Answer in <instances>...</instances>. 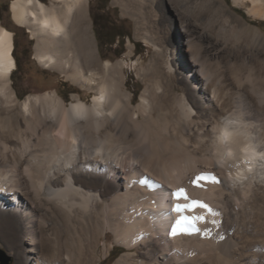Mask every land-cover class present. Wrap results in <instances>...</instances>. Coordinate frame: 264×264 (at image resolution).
Segmentation results:
<instances>
[{"label":"bare ground","instance_id":"6f19581e","mask_svg":"<svg viewBox=\"0 0 264 264\" xmlns=\"http://www.w3.org/2000/svg\"><path fill=\"white\" fill-rule=\"evenodd\" d=\"M190 2L217 4L207 20L234 41L223 67L235 85L221 62L202 56L189 23L188 55L175 68L184 93L171 97V72L168 87L157 80L137 104L118 76L122 62H100L86 0L12 2L17 24L37 38L38 60L95 93L92 102L75 93L67 103L54 90L19 104L10 82L15 33L0 24L1 119L11 137L0 140V236L24 251L22 264H94L108 231L133 251L115 264L264 262V37L218 0ZM250 2L249 14L264 18V0ZM175 40L176 54L183 40ZM223 44H212L216 60ZM202 173L220 182L194 185ZM181 189L187 199L173 195ZM193 201L213 212L192 209ZM177 204L190 207L177 213ZM182 216L193 223L176 225ZM173 228L191 234L173 236Z\"/></svg>","mask_w":264,"mask_h":264},{"label":"rangeland","instance_id":"374dc122","mask_svg":"<svg viewBox=\"0 0 264 264\" xmlns=\"http://www.w3.org/2000/svg\"><path fill=\"white\" fill-rule=\"evenodd\" d=\"M13 1L0 0V24L15 33L14 43L17 46L15 54L19 58L20 68L15 69L10 75V82L17 92L18 103L23 105L24 99L29 95L44 94L54 90H57L67 103L75 93L82 94L88 102H92L94 92H88V89L68 78L65 72L56 67L44 65L38 60L35 48L37 38L27 27L20 26L15 21L12 13ZM42 1L48 4L51 2V0ZM190 1L193 0H135L130 4L127 0H86V20L95 36L100 62L101 64L106 60L122 62L118 76L125 81L126 87L134 97L135 104L140 101L145 88H152L157 80L161 85L168 87L167 83L170 79L168 75L171 72L177 78L176 81L174 79L176 89L171 97L181 96L184 93L186 86L180 81L183 73L175 68L179 66V61L183 60L182 55H188L185 29L189 23L192 30H195L194 37L198 46L200 45L202 56L209 57L215 66H217L216 62H221L227 85L231 87L235 85L232 78L233 72L223 67L225 62L234 57V41L224 39V35L220 33L219 24L209 25L207 20L217 4L205 10L206 8L201 5L195 3L192 5ZM218 1L251 29H258L264 37V18L249 14L248 9L252 6L250 0L247 5L235 3L233 0ZM116 32L126 34L125 38L117 37L114 44L107 42ZM174 36L183 40L180 53L176 54L173 51L178 49V42ZM217 40L225 43L219 52L220 60H216V56L214 58L212 55L217 50L212 44ZM118 53L121 54L117 55ZM262 57H264V51ZM156 76L166 78L160 80ZM2 107H0V140H11L2 125L1 118L5 115ZM0 247L13 256V264H22L24 251L13 250L11 244L4 241L1 236ZM106 247L108 251L105 250ZM129 250L124 245L116 244L114 233L108 231L99 238L94 264H115L117 259ZM44 252L49 256L50 252ZM234 257L232 261L237 262ZM235 258L239 259L237 255ZM135 259L140 262L142 257L135 252ZM260 260L258 264H264ZM34 262L35 258L34 260L32 258L31 264Z\"/></svg>","mask_w":264,"mask_h":264},{"label":"snow or ice","instance_id":"6c2138e0","mask_svg":"<svg viewBox=\"0 0 264 264\" xmlns=\"http://www.w3.org/2000/svg\"><path fill=\"white\" fill-rule=\"evenodd\" d=\"M219 179L213 175V174H209V173H202L201 175L195 177L193 180H192V183L198 187H202L205 183H219ZM173 195L177 198V199H187V196L186 194L184 193V190L181 189L179 190L178 192L176 193H173ZM189 205L185 204L183 206L177 204L175 206V210L177 213H180L182 212L184 209H189ZM196 207H199L200 209H203L207 212H209L210 214L213 212V210L210 208V206L206 203H203V202H200V201H193L192 202V205H191V208L192 209H195ZM197 219H199L201 222H204L206 221V217L204 216H200V217H197ZM184 222H188L189 224L193 223L192 221L189 220L188 217L186 216H182L181 219H178L176 221V225H181L182 223ZM196 231H200L199 229H196ZM177 234H191V233H188L186 230H184L182 233H177L176 229L173 228L172 229V232H171V235L175 236Z\"/></svg>","mask_w":264,"mask_h":264},{"label":"water","instance_id":"95a60500","mask_svg":"<svg viewBox=\"0 0 264 264\" xmlns=\"http://www.w3.org/2000/svg\"><path fill=\"white\" fill-rule=\"evenodd\" d=\"M13 256L4 248L0 247V264H13Z\"/></svg>","mask_w":264,"mask_h":264},{"label":"trees","instance_id":"16d2710c","mask_svg":"<svg viewBox=\"0 0 264 264\" xmlns=\"http://www.w3.org/2000/svg\"><path fill=\"white\" fill-rule=\"evenodd\" d=\"M103 28V27H102ZM125 36H126V34H122L121 32H116V33H114V35H113V37L109 40V41H107V42H109L110 44H114L115 43V41H116V38L117 37H120V38H122V39H124L125 38ZM16 43H15V47H14V51H13V53H14V56H15V58H16V63H17V68L16 69H19L20 68V62H19V58L16 56V54H15V51H16ZM121 53H118L117 55H120Z\"/></svg>","mask_w":264,"mask_h":264},{"label":"clouds","instance_id":"9594fccd","mask_svg":"<svg viewBox=\"0 0 264 264\" xmlns=\"http://www.w3.org/2000/svg\"><path fill=\"white\" fill-rule=\"evenodd\" d=\"M228 135V133L227 132H225V136H227Z\"/></svg>","mask_w":264,"mask_h":264}]
</instances>
